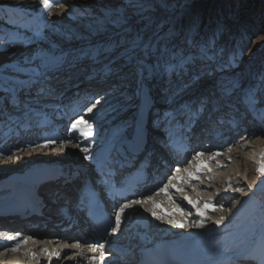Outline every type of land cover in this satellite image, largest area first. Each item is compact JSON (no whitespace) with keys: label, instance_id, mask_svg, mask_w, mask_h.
<instances>
[{"label":"rangeland","instance_id":"obj_1","mask_svg":"<svg viewBox=\"0 0 264 264\" xmlns=\"http://www.w3.org/2000/svg\"><path fill=\"white\" fill-rule=\"evenodd\" d=\"M196 1L48 0L50 7L48 6L47 12L44 11L42 15L37 16V12H35L37 9L35 10L33 6L25 4L24 0H0V70L2 72L9 73V71L13 72L15 70H10L13 57H11L5 47H25L26 45V43L14 44L13 42L16 39L10 35L12 30L21 31L25 34L18 22L26 13L27 18H25V21L34 20V17L37 16L40 18L42 25V30L40 31L43 34L47 33L50 37V40L46 42L48 55H45V51L43 52L40 47L38 49L39 58L37 61L39 63L46 59H53L58 63L64 58V60L68 59L67 63L73 61L85 66L87 62L99 64L101 55L103 53L108 54L107 60L104 62L112 64L117 69V79L114 77V80H120L121 83L114 93L102 96L104 103L108 105L113 100V104L102 105V107L101 104H98L94 108L91 118L96 117V122L111 124V126L113 123L114 125L123 124L125 127L133 123L136 119V110L140 106L141 95L146 83L148 84L147 95L150 97H154L157 94H160V96L167 94V99L164 103L175 104L171 108L174 113L183 114L184 109L182 108L191 104L190 112L192 113V118L195 119L199 115H201V118L205 117L206 122L210 121L209 124L212 125L219 136L221 135L220 133H223V135L225 134L232 138L236 134V129L242 123V126L250 131L246 133V138H248H245L246 140L242 136H237V139L233 137L232 141L224 146L205 150L203 152L204 155L199 159L196 156L192 157L193 159L187 165L195 168L200 161H203L205 167L197 175L196 179H192L194 182H190L188 176L184 174V182L174 184V189H183L184 185H186L185 188L187 189L179 192L182 198L187 195L191 199L198 201V207H203L206 201H211L215 206L214 208H209L204 212L203 217H200L196 214V208L187 204L184 199L185 204L189 207L184 208L182 211L177 209L175 201H170L169 205L172 211L174 212L175 210V213L179 211L180 218L188 223L184 227L185 229L179 228L172 232L170 230H162L150 235L148 232H140V230L137 231L135 228L125 230L124 227L120 228V233H118L121 234L120 237H123L124 240L128 238L135 243L138 240L139 242H149L152 238H159L180 231H186L187 233L200 232L202 236H210V234H207L210 230L213 231L217 226L225 225L224 221L226 223L231 221L230 219L225 220L226 218L238 214L243 208H250L249 206L262 202L264 206V186L258 188L264 185V182H261L264 181V176L257 172V168L261 163L260 152H264V144L261 143L264 142V23L260 22L262 20L261 16L259 18L256 16L254 29L247 34L237 28L234 30H230V28L215 30V33L210 36L215 37L217 35L218 40L209 43L208 39H211L208 38L205 30L198 26L199 23L194 22V20L192 23H189L190 20L186 22L187 13L183 15L180 13L184 5L186 6ZM253 1L230 0L231 9L234 13H237L241 9H245ZM18 5L20 10H17ZM176 17L177 19L182 17L183 25L180 26L181 28H177L178 24L171 25L170 23ZM34 21L35 23L39 22V20ZM175 28L178 29V32H173ZM23 30L27 34L31 32L29 27ZM206 38L207 42L204 41ZM136 41L152 45V57L144 55L143 62L146 68L144 77H141L138 73L137 65L128 59L125 52V49ZM157 46L164 51L162 65L160 66L155 64L156 58L160 55L157 51ZM99 56L100 58H98ZM81 57H84L85 60L80 61ZM73 64L75 66V63ZM169 66H171V70H169ZM150 71L154 72L151 75L158 74L168 84L160 86L161 88H157V85L152 86ZM232 83L238 85V89L230 87L229 91L225 92L224 102L235 104V106H240L242 109L246 108L244 116L219 102H211V98H209L211 88L218 92L222 86H230ZM170 84H172L171 88H169ZM174 85L177 89L171 91ZM250 93L254 96L253 104H249L246 99ZM4 95H7L6 91ZM160 96L157 97L160 98ZM216 108H219V110ZM139 110L140 108L137 114ZM253 116L255 119L250 120ZM227 121L231 124L227 123ZM235 122L236 126L234 129L233 123ZM94 128L96 127L94 126ZM75 149H78L75 145H63L42 151L37 149L16 150L0 157L1 160H9L8 162L13 161L12 163H14L1 166L0 173L10 177L15 172H21L23 168L27 167L19 174L20 176L26 170L31 169L29 167L32 166L30 160L33 163L41 162L42 165L46 166L60 164L65 166V164L79 162L81 155H75ZM217 152L220 155L209 159L213 156V153ZM13 155L19 157V159H12V161L8 159V157ZM245 155H248L249 160L245 159ZM34 170H31L30 174ZM21 181L23 182L24 180L22 179ZM1 188L2 186H0ZM237 188L242 189V191H236ZM42 189L47 193L50 192V195L55 194V189H50V186ZM64 192L66 193V191ZM171 193L173 194L174 192ZM237 193L238 195L234 196ZM223 194L225 195L223 198L219 197ZM250 194L254 195V197L247 201ZM230 195L234 196L235 199L228 203L225 207L227 209L224 211L221 209V205L225 204ZM55 196L58 201L59 195ZM245 203L246 205L244 206ZM130 208L132 210L130 209L131 211H129L132 213L134 207ZM232 208L236 213L231 210L234 213L231 216H227V212ZM253 211L251 208L247 213L244 220L246 228L244 229L252 233L254 231L259 233L257 228L259 221H255ZM259 212H263V229L260 232H264V208L255 211V213ZM221 216L225 217L224 221L220 225H216L215 221ZM154 219L157 218L154 217ZM200 219H205L204 227H193L192 225ZM237 222L231 223V225ZM233 228L235 229L223 235H215L214 238L221 239L226 234L236 231V226ZM229 236H233V233ZM236 237L234 238L236 239ZM70 245L74 246V244ZM66 246L68 245L65 242L62 244L55 243L56 251L59 252L61 249L67 248ZM76 246L78 245L74 247ZM216 247H219V245L216 244ZM63 251V254H61L65 258L63 260L60 258L55 264H64L69 258L75 257L76 250ZM9 252L16 253L17 251ZM0 254L5 255L6 252L3 251ZM61 254L60 257L62 256ZM76 255H83L81 246L77 249ZM6 260L0 261V264H9ZM79 261L80 259L78 263ZM16 262V264L19 263L18 260ZM49 262L46 261L42 264H49ZM27 263L36 264L35 259H30L25 264Z\"/></svg>","mask_w":264,"mask_h":264},{"label":"bare ground","instance_id":"obj_2","mask_svg":"<svg viewBox=\"0 0 264 264\" xmlns=\"http://www.w3.org/2000/svg\"><path fill=\"white\" fill-rule=\"evenodd\" d=\"M24 3L27 4L28 6H30V5H31V7L33 6L34 7L33 9H35V10L37 9L35 11V12H37L36 13L37 16H40L42 14V12H44V11L47 12L46 10L48 9V6L43 4L42 0H24ZM20 6H21V4H20ZM20 6L17 8V10H20L19 9ZM27 10H29V9H27ZM37 16L34 17V20L40 19ZM36 35H37V32L33 33V34H27V35L23 34V32L18 33L17 36L19 38H21L19 40V42L26 41L25 47H21V46H18V47L6 46L5 47V49L8 51V53L11 54V57H13L12 58L13 62H12V65L10 67V70H13V69H15V70H14V72L9 71V73H4L0 70V76L2 77V81H5L7 79L6 77H11L12 79L16 78L17 80H15V81L20 82L21 80H23V78H27L29 76H34L35 73L41 72V71L46 70V69L49 70L51 68L52 59H46L42 63H39V61H37V59L39 58V54H38L39 47L42 49L43 52L45 51L44 52V53H46L45 55H48L46 52L47 47H48L46 42L50 40V37L47 33L46 34L42 33L40 37H38ZM62 60H64V58H62ZM72 65H73V63L71 64V67H72ZM86 68L89 69V67H86ZM19 73H21V75H22L21 78L18 77ZM7 88L8 87H4V85L3 86L0 85V97L3 94V91H5ZM141 110L142 109H140L139 112ZM112 126H114V125H112ZM112 126L109 127L108 125H105V126H102V128L105 131H108V130L110 131L113 128ZM127 134H128V132H127ZM261 143L264 144V142H261ZM37 150L39 151L40 149H37ZM262 153H264V152H260V156ZM75 155H78V153L75 152ZM244 157H245V159L249 160L248 155H245ZM8 161L9 160H1L0 159V167L7 165L9 163L14 164V163H12L13 162L12 159H11L12 162H8ZM30 163H32V166H29V167H31V169L26 170L20 176H19V174L21 172H23L27 167L23 168L21 170V172H17V173L15 172L16 174L14 173V175L10 176V177H6L4 175V173H2V174L0 173V186H5L6 183L9 185L10 183L7 182L8 179H11V181L14 182L16 179L21 178L24 180L23 182H27L28 180L34 179L36 176L35 173L30 174L31 170L35 169L33 171V172H35V171H38L37 170L38 168H40L39 172H42L47 167L44 164L42 165L41 162L33 163V161L30 160ZM18 164L22 165L20 163H18ZM63 167H66V165L65 166L63 165ZM208 178H212V177H208ZM206 187H209V186H206ZM55 190H59L58 194H60V193L66 194L67 193V192L66 193L64 192L66 189L65 190L60 189L59 187H56ZM149 197H151L152 199L147 204H141V205L135 204L133 206L134 210L132 213H130L132 208H126L124 210V213L122 214V217H121V222H122L121 224L128 225V223H129L128 218H131V219L134 218V220H135L136 216H139V221H136V223H135L138 227V230H140V232H148V234H150V235H152L156 232H161L162 230H170L171 232L173 230H178L179 228L176 227L175 224L169 223V220H173V221L178 220V222H180V223H184L185 225L188 224V223H186V221H184L182 218H180V215L178 213L179 211L176 213H175V210H174V212L172 211V208L169 205V202L171 201L172 198L170 196H168L165 192H159L158 194L150 195ZM54 198H55V200H57L56 197H54ZM233 199H235L234 196L228 197V200L225 201V204L221 205V209H223L225 211L227 209L225 207L228 205V203L230 201H233ZM180 200H179V202L183 206V208L189 207L185 203H183L182 200L181 201ZM245 205H246V203L244 204V206ZM249 207H251L254 210L253 215H254L255 221H259V225L257 228H258V231L260 232V230L263 229V218H262L263 212L255 213V211L264 208L263 202L262 203H255V205L249 206ZM153 208L156 209V214H157V216L161 217V220L154 219V216L152 215V213L150 211H146V209H153ZM231 210H233V208L227 212V214H226L227 216H231L235 212L234 210H233L234 212ZM246 216H247V213L245 215H243V218H245ZM161 221H163V222L161 223ZM203 221H205V219H203ZM241 223H242V220H239V222H237L236 224L231 225V227L236 226V231L232 232L233 236H231V239H233L235 236L239 237V238L236 237V241H234V243L236 242L235 244H240V243H243L244 240H250V238H251V240L258 241V238H260L262 235L259 236L258 232L252 233V232H249L247 229L239 227V224H241ZM127 229L130 230L129 227ZM0 230H4V229H0ZM13 232H16V231H13ZM46 233L47 232L29 231L28 234L26 235V237L22 239L17 252L13 253V252H9L10 251L9 250V251H6L5 255L0 254V261L2 262L4 259H7L8 260V261L6 260L7 263L16 264L17 263L16 261L18 260L19 263L25 264L26 262H29L30 259H35L36 264H42L48 260H50V262L48 261L49 264H55L59 260V259L51 260L52 259L51 257L55 256V252H56L55 243L46 241V238H47V237H45ZM232 233H230V234H232ZM114 236L115 237L113 238V240H115V241L121 240V238H122V237H120L118 232H116ZM200 238H202V237H198V239L191 238L190 241L196 246H205L204 241L201 240ZM261 238L264 239L263 236ZM23 241H27V242L23 243ZM259 242L261 243V241H259ZM231 244H232V242H231ZM70 248H71V250H68L69 247L63 248V250L72 251L73 247H70ZM102 252L105 254L104 264H112L113 260L112 259L109 260L108 257H109V255L115 256L114 254H116V251L113 250V248L110 249L109 247H105V249H103V251L101 250V253ZM100 254L98 256L97 261H100V264H102V262L100 260ZM253 255L255 257H258V258L262 257V255L258 251H254ZM214 257H216V256H213L212 259ZM64 258H65L64 255H62L61 260H63ZM78 260H79V258H77V259H75L74 257L69 258L68 260H66L64 262V264H79ZM74 261H76V262H74ZM247 262H249V261H247ZM245 264H247V263H245Z\"/></svg>","mask_w":264,"mask_h":264},{"label":"snow or ice","instance_id":"obj_3","mask_svg":"<svg viewBox=\"0 0 264 264\" xmlns=\"http://www.w3.org/2000/svg\"><path fill=\"white\" fill-rule=\"evenodd\" d=\"M42 3L45 4L46 6H49L50 7V5H48V0H42ZM151 48H152V45H150V44H144L142 41H136L129 48L125 49V52L127 53L128 59L131 62H134L137 65V70H138V73L141 75V77H144V74L146 72L145 64L143 62L144 55L146 54L148 57L151 58L152 55H153V53L151 52ZM157 51L159 52L160 55L156 58L155 64L157 66H160V65H162V57L164 55V51L161 50L159 48V46H157ZM169 70H171V66H169ZM230 87H234V85H231L229 87H225L223 90L225 92H228ZM246 99H247V101H248L249 104H253L254 103V96H253L252 93H250L246 97ZM99 103H100V101L97 100L95 104H92L91 106L87 107L85 109L86 113H92L93 112V109L96 108V106ZM68 130L70 132H74V131L78 130L79 131V134L82 137H85V138L91 137L93 135V125L83 115L80 116L79 118L75 119L74 121H72L71 122V126H70V128ZM52 143H55V141L49 140V141H46L43 144H37L36 147L37 148H40V147H48ZM81 151L87 154L89 150H88L87 147H84V148H81ZM203 155H204L203 152H197L195 154V156H196L197 159H199ZM218 155H220L219 152L213 153V156L210 157L209 159H212V158H214L215 156H218ZM8 159L15 160V159H19V157L13 155V156L8 157ZM85 159H88V156L87 155H85ZM204 167H205L204 162L203 161H200L195 166L194 171L188 172V178H189V180L196 179L197 178V175L203 170ZM176 171H179V169L177 168ZM257 172L260 173L262 176H264V153L261 154V163H260V166L257 168ZM176 179H179V178L177 177ZM261 182H264V181H261ZM170 187H174V185H172V184H166V185H164L163 188H160L159 191L160 192H166ZM176 191L183 192L184 190L183 189H180V188H176ZM236 191H242V189L237 188ZM151 199H152L151 197H147V198H145L143 200H141V199L131 200L130 202L125 203L124 205H122L119 208V210L116 212V214H115V224H116V226L112 228V233L115 234L117 232V229H119L120 224H121V216L124 213V210L126 208H130L134 204H136V205L147 204L149 201H151ZM183 199L185 201H187V204L192 205L193 207L196 208V214L198 216H200V217H203V214H204V212L206 210H208L209 208H214L215 207L212 204L211 201H206L204 203L203 207H198L197 206L198 205V201H195V200L191 199L189 196L184 195L183 196ZM146 211H150L152 213V215L154 217H156L157 219H160L161 218L160 216H157L156 209L155 208H153V209H146ZM224 219H225L224 216L219 217L215 221L216 225H220L224 221ZM169 223L175 224V226L178 227V228H184V227L187 226L184 223H180L178 221H173V220H169ZM192 226L193 227H196V228H203L204 227V221H203V219L197 220L194 223V225H192ZM17 235H19V234H17ZM6 239L8 241H12L14 239V237L12 235H8L6 237ZM26 242L27 241H23V243H26ZM98 246L99 247H103V245H98ZM18 248H19V244H16L14 247H12L11 250L12 251H17ZM93 251H95V248H93ZM100 260H101L102 264H104L105 254L103 252L100 254Z\"/></svg>","mask_w":264,"mask_h":264},{"label":"trees","instance_id":"obj_4","mask_svg":"<svg viewBox=\"0 0 264 264\" xmlns=\"http://www.w3.org/2000/svg\"><path fill=\"white\" fill-rule=\"evenodd\" d=\"M180 13L182 15L187 13L186 22L189 20V23H192L193 20L194 22H198V26L203 28L208 38L211 39H208L210 43L218 40L217 35L215 37L210 36L215 33V30L222 28L234 30L237 28L247 34L254 29L256 16L257 18L261 16L262 20L260 22L264 23V0H254L245 9H241L237 13H234L231 9L230 0H197L186 5ZM182 21V17H179L173 24H178V28L183 25ZM177 28L173 29V32H178ZM204 41L207 42V38Z\"/></svg>","mask_w":264,"mask_h":264}]
</instances>
